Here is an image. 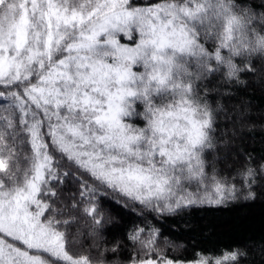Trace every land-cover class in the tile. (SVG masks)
<instances>
[{"label": "snow or ice", "instance_id": "snow-or-ice-1", "mask_svg": "<svg viewBox=\"0 0 264 264\" xmlns=\"http://www.w3.org/2000/svg\"><path fill=\"white\" fill-rule=\"evenodd\" d=\"M241 75L264 85V0H0V264L264 257L171 255L157 219L233 200L237 182L255 199L264 163L233 175L213 156L231 151L249 105L202 88L218 80L231 99Z\"/></svg>", "mask_w": 264, "mask_h": 264}, {"label": "trees", "instance_id": "trees-1", "mask_svg": "<svg viewBox=\"0 0 264 264\" xmlns=\"http://www.w3.org/2000/svg\"><path fill=\"white\" fill-rule=\"evenodd\" d=\"M260 75V74H258ZM252 77L241 75V83L230 93L231 99H222L216 94L218 80H211L206 87L215 100L227 104L229 107L243 101L249 105L247 111L249 119L240 129V134L231 146L230 152L214 153L217 167L222 171L240 169L241 164L251 158L257 163H264V85L252 83ZM223 91V90H221ZM256 168L257 164H249ZM69 185L75 182L69 177ZM68 187V185H66ZM238 194L235 199L221 205H197L169 215L168 219L157 217L164 228L172 235L169 240L170 254L175 256L187 255L196 249H221L225 246H253L264 247V179L258 178L252 185L255 199H246L247 191L237 182ZM68 190H71L68 187ZM108 207V205H106ZM113 217H122V223L128 224L133 220L139 223L137 215L128 210L112 205ZM139 213V209H136ZM151 223V221H149ZM87 246V245H86ZM264 257L257 251L249 252V260L241 264H262Z\"/></svg>", "mask_w": 264, "mask_h": 264}]
</instances>
